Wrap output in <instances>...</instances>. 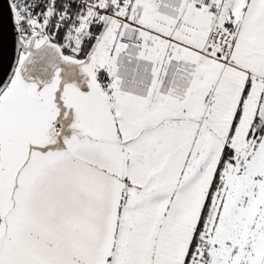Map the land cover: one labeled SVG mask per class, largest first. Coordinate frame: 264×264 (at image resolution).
Segmentation results:
<instances>
[{
  "label": "snow or ice",
  "instance_id": "snow-or-ice-1",
  "mask_svg": "<svg viewBox=\"0 0 264 264\" xmlns=\"http://www.w3.org/2000/svg\"><path fill=\"white\" fill-rule=\"evenodd\" d=\"M8 5L0 264H264V0Z\"/></svg>",
  "mask_w": 264,
  "mask_h": 264
},
{
  "label": "water",
  "instance_id": "water-1",
  "mask_svg": "<svg viewBox=\"0 0 264 264\" xmlns=\"http://www.w3.org/2000/svg\"><path fill=\"white\" fill-rule=\"evenodd\" d=\"M19 51L8 0H0V84L14 69ZM65 123L70 124L71 120L69 119ZM65 131L66 134L71 135L70 129L66 128Z\"/></svg>",
  "mask_w": 264,
  "mask_h": 264
}]
</instances>
